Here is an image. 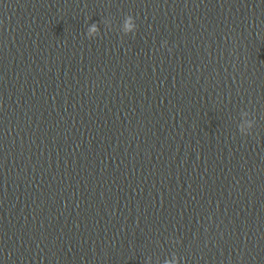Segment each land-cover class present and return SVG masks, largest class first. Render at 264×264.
I'll return each instance as SVG.
<instances>
[{"label":"water","instance_id":"1","mask_svg":"<svg viewBox=\"0 0 264 264\" xmlns=\"http://www.w3.org/2000/svg\"><path fill=\"white\" fill-rule=\"evenodd\" d=\"M176 261L264 264V0H0V264Z\"/></svg>","mask_w":264,"mask_h":264},{"label":"clouds","instance_id":"2","mask_svg":"<svg viewBox=\"0 0 264 264\" xmlns=\"http://www.w3.org/2000/svg\"><path fill=\"white\" fill-rule=\"evenodd\" d=\"M124 31L126 34H131L136 31V24L133 18L129 17L124 24ZM99 33L98 27L96 25H93L89 28L88 35L89 37H94L96 34ZM251 123L247 125V127H251ZM169 264H173V262H169ZM175 264H179L178 261L175 262Z\"/></svg>","mask_w":264,"mask_h":264}]
</instances>
